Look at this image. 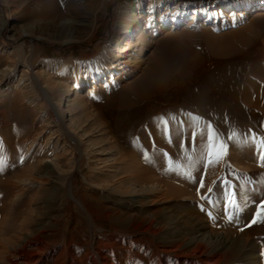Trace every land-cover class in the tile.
Masks as SVG:
<instances>
[{
	"label": "bare ground",
	"instance_id": "bare-ground-1",
	"mask_svg": "<svg viewBox=\"0 0 264 264\" xmlns=\"http://www.w3.org/2000/svg\"><path fill=\"white\" fill-rule=\"evenodd\" d=\"M19 3L22 25L15 40L21 44L7 54L9 64H2L0 56V81L15 80L19 88L42 90L48 108L56 116L47 127L56 130L45 140L43 153L34 149L33 153L43 159L38 166L21 167L14 162L0 171V264H82L76 257L66 262L63 207L75 201L71 174L86 156L95 163L94 168L89 165L90 170L102 176L99 186L108 194L106 201L116 202L117 206L107 210L114 240L133 234L146 235L161 264L172 260L175 264H264V226L260 225L258 215L248 222L243 232L228 237L227 233H216L207 220L197 215L180 214L182 206L178 204L182 199L202 200L210 193L216 168L219 166L222 170L227 156L238 146L230 144L231 138L225 137L230 131L224 130L225 136L219 141H224L225 148L219 159H215L210 153L219 152L220 146L213 148L210 136L205 137V131L196 124L179 126V120L174 118L170 127L166 119L177 115L186 105L183 83L191 77L178 67L176 55L159 51L131 87V94L118 95L100 107L89 100L109 92L125 77L136 73L145 63L146 52L168 29L174 35L178 34L180 25H186L187 32L198 28L208 30L211 24L230 17L263 12L264 0L206 2L187 13L181 1L126 0L109 45L86 61L72 59L69 55L71 60L65 62H43L39 65L41 69H49L53 64L61 68L44 81L43 72H36L29 57L18 56V50L26 40L32 41L42 33L62 45L90 39L96 29L97 10L105 0H20ZM202 18L204 21L200 22ZM3 31L0 18V39ZM3 46L0 41V47ZM242 46V43L226 40L213 43L212 50L217 57H226ZM0 52L4 53L3 48ZM32 53L35 55V49ZM186 61V66L190 65V60ZM22 67L25 69L18 74ZM246 69L251 73L244 77L249 83L254 78L253 73L263 72L264 65L223 66L203 81L218 96L219 104L224 102L236 111L240 103L247 104L264 115V85H230L232 75ZM12 89L11 83L5 84L0 95H7ZM29 95L27 91L14 100L16 107L8 111L12 119L21 123L32 119L35 111ZM126 100L134 102L129 116L116 110L118 104ZM26 102L32 106L31 110ZM93 108L101 116L82 129L84 123L80 121L83 117L87 118L85 124L90 121ZM252 126L264 130V120H255ZM32 128L20 125L14 131L27 135L32 133ZM67 147L74 150L68 153ZM15 149L20 151L21 143H17ZM259 152L258 149L245 151L244 158L230 160L227 166L244 163L258 170V164L252 159ZM76 153L81 161L75 159ZM68 156L74 159L71 170L67 167L71 160ZM190 163L189 171L183 172ZM227 166V173L232 174V168ZM96 173H92L88 183L96 179ZM191 181H200L203 186L195 191ZM158 191L160 196H157ZM156 199L172 202L177 211L165 207L160 216L155 215ZM78 204L85 209L83 202L78 201ZM87 214L89 225L96 229V220ZM84 218L79 210L78 220ZM254 220L257 222L253 223ZM251 227L258 229L251 233L248 231ZM111 243L106 242L104 246L112 249L115 244ZM57 244L63 247L58 252ZM256 253L260 254L259 258ZM92 259V264H112L108 256L100 253Z\"/></svg>",
	"mask_w": 264,
	"mask_h": 264
},
{
	"label": "rangeland",
	"instance_id": "rangeland-1",
	"mask_svg": "<svg viewBox=\"0 0 264 264\" xmlns=\"http://www.w3.org/2000/svg\"><path fill=\"white\" fill-rule=\"evenodd\" d=\"M125 1L105 0L104 5L102 4L97 10L96 29L91 34L90 39H85L82 42L72 41L62 45L49 39L47 34L42 33L32 41L26 40L23 48L18 50L17 55H21L25 59L29 57V61L31 60L34 65V70L43 72V81L50 76H55L61 69L58 64L51 65L49 69H41L39 65L43 62L49 63L54 60L65 62L71 60L69 55L72 56V59L89 60L97 56L105 45H109L112 42L113 33ZM176 1H181L185 4L187 13L195 7L203 6L206 2L223 4L230 0ZM19 2L20 0H0V18L4 27L0 41L5 44V46L0 47L3 48L4 52H0V56L4 65L9 64L7 54L10 51H15L16 46L21 44L16 43L15 40L21 31L22 25ZM201 21H204V18ZM185 28L186 25H180L177 35H174V33H171V29H168L166 33L157 38L152 49L146 52L145 63L136 73L125 77L120 85L111 87L109 92L95 95L89 100L100 107L105 106L108 100L116 98L118 95L123 93L131 94V87L143 76L151 60L159 54V51L176 55L178 67L180 66V69L183 68L184 74H190L191 77L183 83L184 103L186 105H182L183 110L177 115L166 119L171 123L170 127H172L174 118L179 120V126L196 124L199 129L205 131V137L209 135L210 138H213L210 139L209 143H212L215 147L224 145V141H219V138L223 139L225 136L223 135L225 133L224 130L230 131L228 137H225L231 138V145L238 146L236 150L232 151L230 156H227L228 162L226 160L227 163L225 162L222 170L219 166L216 168L215 174L211 178L214 180L211 181L210 193L204 195L202 200H186L187 197L182 199L178 204L180 207L182 206L180 214L197 215L199 218L207 220L216 233L222 235L227 233L228 237H232L243 232L248 222L256 218V215L259 217L260 225L264 226V207H262L264 206V159H262L264 157V144L261 143L264 141V130H259L252 126L255 120H264V115L247 104L240 103L237 111L230 109L224 102L219 104L218 96L204 82L223 66L239 64L264 65V11L255 12L246 17H230L217 24H211V28L208 30L198 28L193 32H187ZM226 40H230L233 43H242L243 46L226 57H217L213 53L212 44L222 43ZM33 49H35V55L32 53ZM186 60H190V65L186 66V63H188ZM22 69L25 68H20L18 74ZM248 74L251 73L247 69L234 73L230 85H264V70L263 72L253 73L254 78H251L249 83L244 78ZM199 78L201 79L200 82L197 80ZM14 82L15 80L0 81V89L8 83L13 86L9 94L0 95V162H2L3 168L14 162H18L21 167L38 166L43 159L36 156L33 151L34 149H40L43 153L46 150L45 140L52 131L56 130L49 129L47 124L54 122L56 116L48 108L42 90L35 87L25 90L17 87ZM56 86L61 87L59 85ZM27 91L30 92L29 96H31L35 114L28 122L21 123L12 119V115L8 111L13 106L14 108L16 107L13 104L14 100L20 98V94ZM88 91H86V94H88ZM131 101L121 102L116 110H120L121 113L129 116L134 109V102ZM25 105L28 108L31 106L29 102H26ZM217 105H219V108H217ZM5 113H7L8 117ZM99 115L100 113L96 108H93L92 117L88 118L90 121L85 124L87 118L83 117L80 122L84 124L82 123L81 127L84 125L87 127V124L93 122ZM20 125L33 126L32 133L27 135L16 133L14 129ZM86 127H82V129ZM221 136L223 137L221 138ZM17 143L22 145L20 151L15 149ZM30 147L33 149L30 150ZM223 148L225 147L223 146ZM251 149L260 151L252 159L253 162L258 164V170L249 168L250 164L237 163L233 167L228 165L232 168L231 171L233 173H227L226 166L229 161L234 159L241 160L245 156V151ZM72 150L74 149L71 147L66 149L68 153ZM67 158L71 159V156ZM75 159L81 161L78 153H76ZM91 160V157H84L81 165L78 166L77 164L78 167H75L71 174L74 179L73 195L75 201L71 200L63 207V222L65 224V228H63V247L66 249L65 252L68 256L66 262H71L70 259L76 257L82 260V264H92V257H96V253H100L103 256H108L112 264H161L162 262L158 263L157 261L154 247L146 241V235L133 234L114 240L115 234L111 229V221L107 217V210L117 205L115 201H106L105 198L108 194L99 186L101 185L102 176L96 173L95 170L93 172L96 173V179L92 183L87 182L93 173L89 165L93 168L95 167V163H92ZM73 162L74 159L67 162V167L70 170L73 168ZM191 165L190 163L185 166L183 172H188ZM186 182L190 183L189 179H186ZM192 183L195 191L201 188L200 181ZM157 196H160L159 191ZM78 201L83 202L87 212L80 207ZM156 201L157 203L153 208L155 215L160 216V212L165 207H168V210L177 211L172 202L163 203L161 199H156ZM142 207L145 210L144 204ZM79 210L85 216L82 221L78 220ZM87 213L96 220V229H92L89 225ZM256 229L258 227L254 230L251 227L248 228V231L255 233ZM262 238H264V235ZM111 241L112 245L115 244L112 249L111 246L110 248L104 246V243ZM63 247L57 244L55 250L58 252ZM86 254L89 257L86 256L87 258H85ZM262 254L264 256V250ZM256 256L259 258L260 254L256 253ZM55 260L57 261L58 259L55 258ZM48 264H55V262ZM167 264H175V261L172 260L167 262Z\"/></svg>",
	"mask_w": 264,
	"mask_h": 264
},
{
	"label": "snow or ice",
	"instance_id": "snow-or-ice-1",
	"mask_svg": "<svg viewBox=\"0 0 264 264\" xmlns=\"http://www.w3.org/2000/svg\"><path fill=\"white\" fill-rule=\"evenodd\" d=\"M210 139H213V138H210ZM262 144H264V141L261 142ZM215 147V145H213V148ZM223 154V145L220 146V151L219 152H213V153H210V155L214 156L215 159H219V157ZM262 159H264V157H262ZM212 162V161H210ZM3 170V164L2 162H0V171ZM203 186V185H201ZM233 203H235L234 201H232ZM264 207V206H262ZM257 221L254 220L253 223H256Z\"/></svg>",
	"mask_w": 264,
	"mask_h": 264
}]
</instances>
